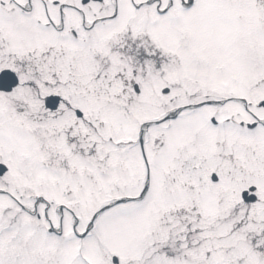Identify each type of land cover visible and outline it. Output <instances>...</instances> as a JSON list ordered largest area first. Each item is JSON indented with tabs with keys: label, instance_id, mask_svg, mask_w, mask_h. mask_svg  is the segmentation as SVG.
<instances>
[{
	"label": "snow or ice",
	"instance_id": "6c2138e0",
	"mask_svg": "<svg viewBox=\"0 0 264 264\" xmlns=\"http://www.w3.org/2000/svg\"><path fill=\"white\" fill-rule=\"evenodd\" d=\"M0 264H264V0H0Z\"/></svg>",
	"mask_w": 264,
	"mask_h": 264
}]
</instances>
